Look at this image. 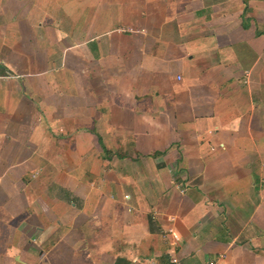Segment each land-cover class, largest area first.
<instances>
[{"label":"crops","instance_id":"0c3cea01","mask_svg":"<svg viewBox=\"0 0 264 264\" xmlns=\"http://www.w3.org/2000/svg\"><path fill=\"white\" fill-rule=\"evenodd\" d=\"M264 264V0H0V264Z\"/></svg>","mask_w":264,"mask_h":264},{"label":"built area","instance_id":"2783aa9c","mask_svg":"<svg viewBox=\"0 0 264 264\" xmlns=\"http://www.w3.org/2000/svg\"><path fill=\"white\" fill-rule=\"evenodd\" d=\"M151 264H158L157 262L152 261ZM163 264H179V260L176 257H171L168 261ZM208 264H214L212 260L208 261Z\"/></svg>","mask_w":264,"mask_h":264}]
</instances>
